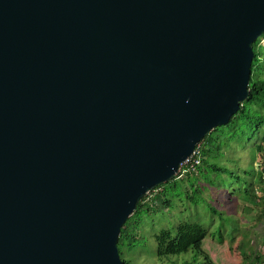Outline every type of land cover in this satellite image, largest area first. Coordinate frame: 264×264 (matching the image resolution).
Instances as JSON below:
<instances>
[{
	"label": "water",
	"instance_id": "obj_1",
	"mask_svg": "<svg viewBox=\"0 0 264 264\" xmlns=\"http://www.w3.org/2000/svg\"><path fill=\"white\" fill-rule=\"evenodd\" d=\"M263 38L264 0H0V264H125Z\"/></svg>",
	"mask_w": 264,
	"mask_h": 264
},
{
	"label": "rangeland",
	"instance_id": "obj_2",
	"mask_svg": "<svg viewBox=\"0 0 264 264\" xmlns=\"http://www.w3.org/2000/svg\"><path fill=\"white\" fill-rule=\"evenodd\" d=\"M261 47L264 52V40ZM261 64L264 67V53ZM263 139L264 105L246 102L243 114L206 139V163L198 179L189 181L185 176L166 185L160 202L154 201L159 192L147 195L149 207L156 209L141 212L126 225L129 235L122 239L123 259L128 264H187L194 260L204 264L194 253L174 256L172 261H161L158 256V235L164 231L176 235L182 225L199 224L208 231L203 249L217 264H257V257L264 261V203L258 206L253 200L255 194L264 198L258 149ZM214 166L221 170L214 171ZM247 208L261 215V221ZM260 225L263 228L257 230Z\"/></svg>",
	"mask_w": 264,
	"mask_h": 264
},
{
	"label": "trees",
	"instance_id": "obj_3",
	"mask_svg": "<svg viewBox=\"0 0 264 264\" xmlns=\"http://www.w3.org/2000/svg\"><path fill=\"white\" fill-rule=\"evenodd\" d=\"M262 40H259L255 44V59L253 62V75H252V80L250 84V96L246 99V101L243 103L242 109L238 114H243V110L246 109V102L250 103H260L264 105V67L261 64V57L263 55V50H262ZM235 118V117H234ZM234 118L230 121V123L234 120ZM215 131V130H214ZM209 137V135L202 141L200 145H202V153H203V161L202 165L206 163V139ZM259 152L262 155V162L264 161V139L263 141L259 144ZM200 166V168L202 167ZM199 168V170H200ZM221 170L220 168L214 166V171ZM199 172V171H198ZM196 176L195 174H188L187 177L185 178H191L190 181L192 180V176ZM184 179L181 178L180 175L176 177L173 181L159 186L156 190L149 192V194L153 192H159L158 195L155 197V202H160L161 198L160 196L162 194H166V192L161 190L165 188L166 185L171 184L172 182H176V180ZM264 183L263 181V175L261 178V184ZM264 185V184H263ZM165 196V195H164ZM148 196L146 195L141 203L138 205V209L135 212V214L130 218V220L137 215H139L141 212L146 211L147 213H152L155 207L151 205V203L147 202ZM253 200H256L258 203H264V198L260 196L258 197L257 194L253 196ZM257 203V204H258ZM164 204L168 206L170 205V201L165 200ZM264 216V215H263ZM129 220V222H130ZM128 222V223H129ZM129 235V230L125 228L122 231L121 239H120V249L122 248V239L127 237ZM208 237V231L204 229L202 226L199 224H185L180 226L177 229V234L175 235L172 231H164L160 235H158L157 240L159 244V249H158V256L161 261H172V257L174 256H181L183 254H189V253H194L196 257L204 259V264H217L216 258H211V256L205 252L203 249L204 247V241ZM122 254V250H121ZM123 258V256H122ZM261 257H257V264H264V261L260 259ZM125 264H128V262L123 259ZM187 264H198L195 260L190 261Z\"/></svg>",
	"mask_w": 264,
	"mask_h": 264
},
{
	"label": "built area",
	"instance_id": "obj_4",
	"mask_svg": "<svg viewBox=\"0 0 264 264\" xmlns=\"http://www.w3.org/2000/svg\"><path fill=\"white\" fill-rule=\"evenodd\" d=\"M202 150V145H199L196 153L182 164L180 177H185L188 174L198 173L199 168L202 165V161L204 159Z\"/></svg>",
	"mask_w": 264,
	"mask_h": 264
},
{
	"label": "crops",
	"instance_id": "obj_5",
	"mask_svg": "<svg viewBox=\"0 0 264 264\" xmlns=\"http://www.w3.org/2000/svg\"><path fill=\"white\" fill-rule=\"evenodd\" d=\"M198 174V175H197ZM197 174H195L196 175V177H192V178H199V176H200V170H199V172L197 173ZM261 177H262V175H261ZM188 179V178H187ZM190 179L191 178H189L188 180L190 181ZM262 186H264L263 185V183H262ZM258 203V202H257ZM256 203V204H257ZM258 206H261L260 204H258ZM248 207H250V206H248ZM247 210L248 211H250V212H253V215L252 216H254V217H257V220H259V221H261L260 219H261V215H259V216H257V212H254L253 210H251L250 208H247ZM262 224V223H261ZM264 224V223H263ZM254 228H256V227H254ZM263 228V226L262 225H260V226H258L256 229L258 230V229H262Z\"/></svg>",
	"mask_w": 264,
	"mask_h": 264
},
{
	"label": "bare ground",
	"instance_id": "obj_6",
	"mask_svg": "<svg viewBox=\"0 0 264 264\" xmlns=\"http://www.w3.org/2000/svg\"><path fill=\"white\" fill-rule=\"evenodd\" d=\"M254 48H255V46H254ZM252 68H253V67H252ZM252 75H253V74H252ZM250 90H251V89H250ZM239 112H240V111H239ZM239 112H238V113H239ZM238 113H237V114H238ZM237 114H236V115H237ZM236 115H235V116H236ZM235 116H234V117H235ZM234 117H233V118H234ZM233 118H232V119H233ZM212 132H213V131H212ZM209 135H210V134H209ZM201 143H202V142H200V143L198 144V146H199ZM197 150H198V147H197ZM197 150H196V151H197ZM196 151H195V153H196ZM195 153H194V154H195ZM194 154H193V155H194ZM263 156H264V152H263ZM190 158H191V157H190ZM190 158H189V159H190ZM186 161H187V160H186ZM186 161H185V162H186ZM181 167H182V165H181ZM180 172H181V169H180ZM180 172H179V175H180ZM261 173H262V175H263V180H264V161H263L262 164H261ZM179 175H178V176H179ZM178 176H177V177H178Z\"/></svg>",
	"mask_w": 264,
	"mask_h": 264
},
{
	"label": "clouds",
	"instance_id": "obj_7",
	"mask_svg": "<svg viewBox=\"0 0 264 264\" xmlns=\"http://www.w3.org/2000/svg\"><path fill=\"white\" fill-rule=\"evenodd\" d=\"M148 195V194H147Z\"/></svg>",
	"mask_w": 264,
	"mask_h": 264
}]
</instances>
